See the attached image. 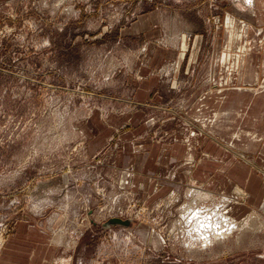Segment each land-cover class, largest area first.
<instances>
[{"label":"rangeland","instance_id":"rangeland-1","mask_svg":"<svg viewBox=\"0 0 264 264\" xmlns=\"http://www.w3.org/2000/svg\"><path fill=\"white\" fill-rule=\"evenodd\" d=\"M0 264H264V0H0Z\"/></svg>","mask_w":264,"mask_h":264},{"label":"bare ground","instance_id":"bare-ground-1","mask_svg":"<svg viewBox=\"0 0 264 264\" xmlns=\"http://www.w3.org/2000/svg\"><path fill=\"white\" fill-rule=\"evenodd\" d=\"M221 204L222 203L218 205ZM200 210L201 208H199L198 210L192 208V211L188 213V222L192 225L191 230L189 232L191 233V235L192 233L193 235H198L199 240H203L202 243L205 245V247L211 246L216 240L220 241L221 239H226L232 234V231H234L235 229H240L239 224L235 222V219H232V217L227 214L228 212L224 211L225 209L222 210V208L220 209L218 207L213 208L211 211L208 212L205 211L204 213H201Z\"/></svg>","mask_w":264,"mask_h":264},{"label":"water","instance_id":"water-1","mask_svg":"<svg viewBox=\"0 0 264 264\" xmlns=\"http://www.w3.org/2000/svg\"><path fill=\"white\" fill-rule=\"evenodd\" d=\"M130 220H122V219H119V218H114V219H111L109 222L106 223V225L109 227L111 225H114V224H120V225H130Z\"/></svg>","mask_w":264,"mask_h":264},{"label":"crops","instance_id":"crops-1","mask_svg":"<svg viewBox=\"0 0 264 264\" xmlns=\"http://www.w3.org/2000/svg\"><path fill=\"white\" fill-rule=\"evenodd\" d=\"M226 100V99H225ZM250 107H253L254 106V104L253 103H251L250 105H249ZM258 105H256V106H254V107H257ZM227 115V113L226 112H224V111H218V115L217 116H219V118H221V117H223V116H226Z\"/></svg>","mask_w":264,"mask_h":264}]
</instances>
